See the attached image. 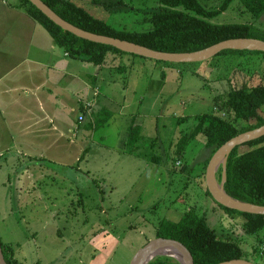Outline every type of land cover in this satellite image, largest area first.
Wrapping results in <instances>:
<instances>
[{
  "label": "rangeland",
  "instance_id": "rangeland-1",
  "mask_svg": "<svg viewBox=\"0 0 264 264\" xmlns=\"http://www.w3.org/2000/svg\"><path fill=\"white\" fill-rule=\"evenodd\" d=\"M71 1L111 26L131 31L150 28L145 18L159 5L157 0ZM104 1L118 4L107 9ZM198 1L213 9L224 0ZM209 21L252 23L264 34V13L254 19L239 0H231ZM118 56L101 65L73 59L74 71L80 67L100 72L98 92L103 94L96 100L113 111L106 122L97 128L81 124L84 128L76 129L75 138L66 133L71 144L63 133L48 131L34 151L43 152L42 157H29L25 149L0 157L1 241L11 245L18 264H129L134 253L156 237L161 219L176 221L194 207L219 237L241 246L243 259L264 264V228L245 233L242 217L225 213L205 193L203 176L210 150L202 131L191 136L196 115L217 112L215 96L243 84L264 83V56L224 51L173 64L127 53ZM80 94L83 101L92 96ZM103 95L113 96L114 104ZM34 106L30 103L31 109ZM258 112L264 116V104ZM5 116L21 117V111L11 107ZM131 117L141 124V138L136 150L128 153L125 140ZM7 126L0 125V136L7 138L0 148L15 130ZM183 135L187 145L178 156L176 143ZM249 148L242 144L238 151ZM29 161L36 177L34 170L39 168V179L26 171Z\"/></svg>",
  "mask_w": 264,
  "mask_h": 264
},
{
  "label": "trees",
  "instance_id": "trees-1",
  "mask_svg": "<svg viewBox=\"0 0 264 264\" xmlns=\"http://www.w3.org/2000/svg\"><path fill=\"white\" fill-rule=\"evenodd\" d=\"M52 10L66 21L84 30L112 37L126 39L152 49L168 52L196 51L221 40L232 37H256L264 40V34L252 23L215 24L209 21L216 14L225 10L231 0H224L217 8H206L198 0H157L159 5L152 10L146 20L150 28L144 31L117 29L104 20L99 19L83 7L71 0H42ZM118 1H104L107 9L114 7ZM244 11L258 19L264 13V0H239ZM16 6L38 24L51 36L55 44L74 59L101 65L109 56L114 58L124 53L133 56L137 54L124 52L111 45L92 42L80 38L56 25L43 14L29 0H19ZM181 7V8H179ZM233 53L251 52L264 56V51L250 49H225L220 51ZM143 57V56H141ZM112 58H110L112 60ZM160 61V60H157ZM166 64L175 62L163 61ZM122 67V65H119ZM264 104V83L255 85H241L228 90L219 98L214 97L215 110L228 114L225 118L215 111L196 115V125L191 133L195 136L199 132L205 134V146L210 150L206 164L213 152L226 140L238 133L253 129L264 124V116L258 110ZM101 115V116H100ZM111 111L103 109L94 117L92 128H97L106 122ZM242 120L243 124H236ZM250 120H254L251 122ZM81 121V120H80ZM90 127V123L86 124ZM141 126L130 123L125 140L126 152L136 150L135 143L140 135ZM186 136L179 138L176 145V155L181 156L187 145ZM250 148L239 152L235 146L227 155L225 162L224 190L231 197L264 205V135L243 143ZM159 161L158 156H153ZM217 180H221L222 166L217 171ZM205 193L210 195L206 188ZM211 196V195H210ZM217 203V202H216ZM225 213L241 216L242 228L245 233H256L264 228V215L241 212L217 203ZM156 237H167L179 240L190 251L194 264H217L230 259L244 258L241 246L234 240L223 239L211 229L204 214H199L194 207L185 210L178 220L161 219L155 233ZM2 252L8 264H18L12 255L13 248L1 241ZM147 264H180L176 259L166 255H159Z\"/></svg>",
  "mask_w": 264,
  "mask_h": 264
},
{
  "label": "crops",
  "instance_id": "crops-1",
  "mask_svg": "<svg viewBox=\"0 0 264 264\" xmlns=\"http://www.w3.org/2000/svg\"><path fill=\"white\" fill-rule=\"evenodd\" d=\"M36 24L23 9L16 6L14 0H0V125L8 124L15 129L9 142L0 148V157L11 150L18 153L23 149L29 157H42L43 152L34 151L48 131L63 133L71 144L67 136L75 138L76 129L84 128L81 124L93 123L94 117L103 109L113 113L104 104L106 102L96 100L103 94L98 92L100 72L92 74L80 67L74 71V58L55 44L40 24L45 33ZM116 57L119 56L108 58ZM79 93L92 96L83 101L84 98L79 100ZM103 100L113 103L114 98L110 96L108 99L103 95ZM30 103L35 105L33 109ZM11 107L21 111V117H6ZM73 111L76 114L73 115ZM80 115L83 116L81 121L78 119ZM130 123L141 126L134 122V117L130 118ZM85 133H89V128ZM124 139V136L121 137V140ZM5 141L7 138L0 136V143ZM30 165L31 161L27 162L26 171L31 178L39 179V168L34 170L38 172L36 177L30 171ZM31 181L33 183V179Z\"/></svg>",
  "mask_w": 264,
  "mask_h": 264
},
{
  "label": "water",
  "instance_id": "water-1",
  "mask_svg": "<svg viewBox=\"0 0 264 264\" xmlns=\"http://www.w3.org/2000/svg\"><path fill=\"white\" fill-rule=\"evenodd\" d=\"M29 1L63 30H66L80 38L92 42L111 45L124 52L137 54L139 56L151 58L154 60L175 63L199 61L207 59L225 49H250L264 51V40L256 37L227 38L208 47L191 52H168L156 50L126 39H121L84 30L63 19L42 0ZM263 135L264 124L253 129L238 133L237 135L229 138L223 144H221L210 156L205 168V184L211 197L217 203L241 212L264 215V205H258L255 203L235 199L226 193L223 186V183L225 181V162L229 152L235 146L242 145L247 141L259 138ZM219 161H222V176L221 180L217 181V179L215 178V172L219 167ZM160 248H167L168 251L170 250L169 252H166L162 255L173 257L180 264H194L190 251L182 242L173 238L161 236L154 237L148 240L144 245H142L131 257L129 264H147L153 258L146 257L147 254H149L150 251L154 249ZM172 251L178 252L181 255V259L173 255V253H171ZM235 262H242L244 264H254L243 258L230 259L223 262H219L217 264H232ZM0 264H8L2 252L1 242Z\"/></svg>",
  "mask_w": 264,
  "mask_h": 264
},
{
  "label": "bare ground",
  "instance_id": "bare-ground-1",
  "mask_svg": "<svg viewBox=\"0 0 264 264\" xmlns=\"http://www.w3.org/2000/svg\"><path fill=\"white\" fill-rule=\"evenodd\" d=\"M221 164H222V161H219L218 162V165L221 166ZM169 251H168L167 248L154 249V250L150 251V253L147 254L146 257H149V258L153 257L154 258L156 256L162 255V254H164L166 252H169ZM171 253H173V255H175L176 257H178V258L181 259V255L178 252L172 251ZM232 264H244V263H242V262H235V263H232Z\"/></svg>",
  "mask_w": 264,
  "mask_h": 264
},
{
  "label": "built area",
  "instance_id": "built-area-1",
  "mask_svg": "<svg viewBox=\"0 0 264 264\" xmlns=\"http://www.w3.org/2000/svg\"><path fill=\"white\" fill-rule=\"evenodd\" d=\"M78 119H79V120H82V119H83V116L80 115V116L78 117Z\"/></svg>",
  "mask_w": 264,
  "mask_h": 264
}]
</instances>
